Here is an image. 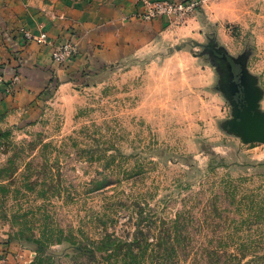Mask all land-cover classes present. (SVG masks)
<instances>
[{
  "label": "rangeland",
  "instance_id": "rangeland-1",
  "mask_svg": "<svg viewBox=\"0 0 264 264\" xmlns=\"http://www.w3.org/2000/svg\"><path fill=\"white\" fill-rule=\"evenodd\" d=\"M169 22L139 42L131 30L109 56L101 43L84 56L74 38L48 37L52 64L18 54L11 78L0 73V264H85L64 231L97 237L103 217L132 237L135 203L264 241V142L237 130L231 62L264 115V0H200Z\"/></svg>",
  "mask_w": 264,
  "mask_h": 264
},
{
  "label": "trees",
  "instance_id": "trees-1",
  "mask_svg": "<svg viewBox=\"0 0 264 264\" xmlns=\"http://www.w3.org/2000/svg\"><path fill=\"white\" fill-rule=\"evenodd\" d=\"M105 185V182L99 184L100 188ZM144 206L134 205L136 222L133 223L135 232L132 237L109 231V226L113 225L108 226L103 217L97 218L103 226L102 234L97 237L82 228L76 234L72 230L69 233L64 231L62 241L78 246V251L73 253V261L85 264H264V253L260 251L261 247L264 248V241L248 237L227 238L223 236L220 225H212L209 229V224L206 226L200 221L197 224V217L191 210H182L174 218H167L163 211L157 213ZM113 212L107 215L109 220L115 221ZM223 212L230 216L227 208L222 211L216 207L214 214L223 217ZM133 219L132 215L130 221ZM226 222L222 228L226 226L229 230L231 225H226ZM207 230L212 231L213 236L202 237L195 233H206ZM62 241L58 238L49 243ZM33 242L38 244L41 252L46 247L41 241L33 239ZM30 264H44L42 256Z\"/></svg>",
  "mask_w": 264,
  "mask_h": 264
},
{
  "label": "crops",
  "instance_id": "crops-1",
  "mask_svg": "<svg viewBox=\"0 0 264 264\" xmlns=\"http://www.w3.org/2000/svg\"><path fill=\"white\" fill-rule=\"evenodd\" d=\"M141 10L137 0H0V73L11 78L18 54L41 65L52 64L53 45L29 40L25 31L46 32L53 43L74 38L84 56L94 43H101V55L109 56L131 39V30H136L133 38L139 42L170 23L166 17L145 21L138 16ZM3 79L0 75L1 96L6 90Z\"/></svg>",
  "mask_w": 264,
  "mask_h": 264
},
{
  "label": "built area",
  "instance_id": "built-area-1",
  "mask_svg": "<svg viewBox=\"0 0 264 264\" xmlns=\"http://www.w3.org/2000/svg\"><path fill=\"white\" fill-rule=\"evenodd\" d=\"M142 7L141 12L138 16L145 20L151 21L158 17H166L169 21H178L185 14L192 11L196 5L200 3V0H137ZM203 1V0H201ZM26 38L34 39L37 43H46L48 35L46 32H42L39 35H33L30 32L25 33ZM74 48L67 44L58 47L53 55L56 60L64 59L65 56L70 55Z\"/></svg>",
  "mask_w": 264,
  "mask_h": 264
},
{
  "label": "water",
  "instance_id": "water-1",
  "mask_svg": "<svg viewBox=\"0 0 264 264\" xmlns=\"http://www.w3.org/2000/svg\"><path fill=\"white\" fill-rule=\"evenodd\" d=\"M251 108L254 112L251 113ZM240 118L237 122V130L242 132L247 140L264 142V115L256 113L254 104L248 110L240 111Z\"/></svg>",
  "mask_w": 264,
  "mask_h": 264
},
{
  "label": "flooded vegetation",
  "instance_id": "flooded-vegetation-1",
  "mask_svg": "<svg viewBox=\"0 0 264 264\" xmlns=\"http://www.w3.org/2000/svg\"><path fill=\"white\" fill-rule=\"evenodd\" d=\"M228 58L230 61L232 60L230 56ZM231 62H232L233 79H234V82L236 83V89L234 91V98L238 103V107L240 111L248 110V108L252 106L253 100L249 96L250 95L248 93L249 90L242 78V70H241L240 65H237L233 61ZM252 112H254V110H252L251 108V113Z\"/></svg>",
  "mask_w": 264,
  "mask_h": 264
}]
</instances>
